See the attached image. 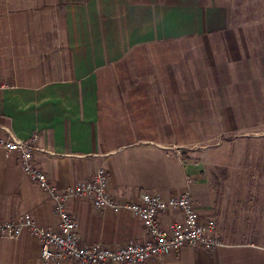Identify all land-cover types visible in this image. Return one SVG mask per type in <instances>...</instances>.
Listing matches in <instances>:
<instances>
[{"label": "crops", "instance_id": "crops-1", "mask_svg": "<svg viewBox=\"0 0 264 264\" xmlns=\"http://www.w3.org/2000/svg\"><path fill=\"white\" fill-rule=\"evenodd\" d=\"M0 85V137L37 135L36 165L58 188L104 167L120 202L188 189L216 221L224 245L146 264H264V0H0ZM69 209L82 244L149 238L132 211ZM25 213L58 228L49 193L0 148V221ZM0 264L49 263L25 230L0 238Z\"/></svg>", "mask_w": 264, "mask_h": 264}, {"label": "built area", "instance_id": "built-area-1", "mask_svg": "<svg viewBox=\"0 0 264 264\" xmlns=\"http://www.w3.org/2000/svg\"><path fill=\"white\" fill-rule=\"evenodd\" d=\"M36 140L37 135L29 139L0 137V148L17 152L23 171L49 193L59 218L58 228L47 229L39 225L30 213H25L16 219L0 221V238H17L28 230L40 241L41 257L49 264H61L66 258L80 264H146L151 258L176 252L185 245L215 249L225 244L215 234L216 221L200 218L188 189L169 197L158 192L143 191L136 201L120 202L110 193V177L104 167L97 169L89 179L78 180L64 189L58 188L36 165L35 151L46 150L36 146ZM176 153L182 156L181 149L178 148ZM187 181H191L189 176ZM73 198L89 199L97 209L132 211L140 217L149 238L145 242L130 240L120 248L101 243L82 244L78 221L69 209V202ZM169 209L180 211L182 219L164 226L160 217Z\"/></svg>", "mask_w": 264, "mask_h": 264}, {"label": "rangeland", "instance_id": "rangeland-1", "mask_svg": "<svg viewBox=\"0 0 264 264\" xmlns=\"http://www.w3.org/2000/svg\"><path fill=\"white\" fill-rule=\"evenodd\" d=\"M222 138V137H221ZM221 138H219L218 139V141H220V139ZM211 144V143H210ZM213 144H216V143H213ZM247 146L246 147H243V149H241L240 151H241V153L243 154V152L244 151H248L249 149V147H251L250 145H248V144H246ZM249 146V147H248ZM252 148V147H251ZM179 149H181V148H179ZM238 149H234V150H231L233 153H238V152H236ZM239 151V150H238ZM181 152H182V154H183V150L181 149ZM236 163H238L239 165H253V163H254V159L253 158H251V157H240V158H238L237 160H236Z\"/></svg>", "mask_w": 264, "mask_h": 264}]
</instances>
